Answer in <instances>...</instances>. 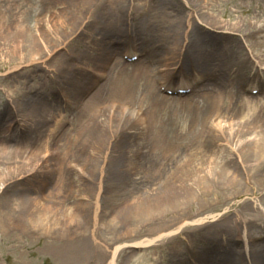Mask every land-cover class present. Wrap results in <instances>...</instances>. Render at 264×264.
<instances>
[{
    "label": "bare ground",
    "instance_id": "6f19581e",
    "mask_svg": "<svg viewBox=\"0 0 264 264\" xmlns=\"http://www.w3.org/2000/svg\"><path fill=\"white\" fill-rule=\"evenodd\" d=\"M3 1L0 0V3L2 4ZM186 1L185 3L191 5L190 2L194 0ZM35 2L38 9L43 10L42 8H44V16L40 20L36 18V22L32 27L27 23V16L30 10L37 11L34 5V8L29 7L19 12L21 7L18 4L14 5L15 7L8 4L10 6L6 9L0 4V59L6 57L10 64H15L10 69V75L19 73L21 68L18 67L28 69L39 67L40 64L49 66L60 56L58 54L60 50L66 49L72 42L77 41L78 37H83L89 32L93 22L91 18L97 17L96 12L92 13L91 7L93 8L96 3L107 6L105 2L99 0H35ZM140 2L143 5V10H147L148 6L149 10L145 13L149 12L156 16L144 15V12H140V9L136 8L137 6L130 5L128 0H114L105 19L101 17L104 20L103 30H106V33L104 41L95 38V47L92 51L93 53L96 51V53L93 58L87 56V51L82 49L79 54L73 53L74 57L68 59L69 62L77 60V64L73 65L76 68L78 60L86 61H82L84 64L83 70L87 72L86 75L80 83L71 85L69 94L70 97L74 95L83 99L87 93H93L90 96L91 98L89 97L90 101L83 105V108L87 109L84 110L83 116L86 115L85 123L87 125L94 123L93 129L101 127L98 130L103 128L107 132L108 138L105 142L107 148L106 155L102 159L103 164L99 168L100 157L104 151H101L102 148H100L99 142L93 141V139L91 141L90 134L88 138L80 140L78 136L76 138L73 136V131L65 129L61 132L57 143L54 141V137L51 138L50 134L55 131L56 127L54 125L61 120L63 111L50 113V119H48L46 113L45 119H48L47 121L52 125H48L41 132L33 129L32 131L29 130L30 121H28L27 115L16 114L12 116L9 119V128L11 126H24L29 133L25 130L22 137L24 141H18L15 148L19 150L15 149L11 152V150H5L6 147L0 144L1 187L10 189L15 183L14 186L24 183V178L36 179L39 178L38 176L41 178L38 183L42 187H46L47 183L56 182H54L52 189L45 192V195L23 194V197L18 196L12 201L10 199L9 206H11L13 217L10 218L11 223L8 226H1L0 221V231H6L8 235V233H11L10 230L16 229L23 232H32L43 237L59 232L67 237H76L72 233L76 229L74 224H78L77 228H83L87 225V233L93 244L102 251V259L98 260L99 262L103 264H117V262L118 264H129L132 258L127 257L124 253L128 252L134 255L138 252H147L149 249L156 250L160 243L183 232L182 230L187 225H201L199 239L201 243L196 246L199 247L200 254H196L194 251L188 253L189 264L195 262L197 264H264V195L261 193L258 197L252 196L255 194V189L252 186L246 188L242 183L252 182L254 177L257 178L258 175L262 177L264 174V95L245 96L246 94L241 90L242 84L245 82L244 71L247 66L252 65L253 62L255 64L259 62L261 66L264 65L260 47L262 41L253 42L254 40L249 39L247 42L238 41L242 44V50L246 49L248 52L243 56L240 49L233 50L235 47L223 49L222 53H213L211 47L220 36L229 39L230 36L237 37L240 34L237 28L228 31L230 36L218 32L206 36L198 33H188L193 24L197 26V31L201 28L214 27L215 31L225 33L218 26H214L218 22L217 20L213 22V15L208 12V9H211L209 7L215 6V0H204L203 4L196 2L192 7L194 10L189 8L187 20L184 24H182L181 18H177V16L171 18L166 12L155 9V4H152L153 1L140 0ZM71 12L75 15L70 16L69 13ZM198 13L202 16L199 22L196 20ZM69 17H71L70 21L68 20ZM137 18H139V21L133 23ZM192 20L194 23L191 24ZM211 22H213V25L210 24ZM7 23H14V28L6 27ZM131 24L132 29L131 26L125 28ZM11 32H17L18 36L9 37ZM131 34L135 37H130L129 44L127 38ZM117 36L120 37V40H113ZM245 36L247 35L245 34ZM27 38L28 40L24 42ZM232 38L231 40H233ZM105 40L109 41L106 43ZM16 41L17 43H15ZM137 41L138 51L146 53L144 57L141 54L142 58L140 57L134 64L117 59L119 47L122 46L121 49L127 51L131 49V46L135 49L134 46H136ZM194 46L198 50L196 53L193 49ZM125 54L128 53L125 52ZM195 54H205L206 59L202 60ZM233 55H235V58ZM104 60L111 65L106 66L109 68L106 74L105 72L102 73L106 65L103 63ZM73 66L69 64L64 68L61 67L60 74L62 75L65 72L70 74L75 71L76 68ZM129 67H132V70L130 73H126V71H129ZM232 73L235 77L230 79L227 84L225 81L223 83L222 80L228 78L227 75ZM95 77L98 80L104 77V82L98 84L97 80L96 90L91 91L93 84H95L93 83ZM159 82L163 86H167V90L172 89L170 85L189 88L191 94L183 97L166 96L159 90ZM155 84H158L159 88ZM174 89L176 88L172 90ZM7 94L10 96L8 92ZM103 100V103L94 107L95 102H102ZM29 103L35 106L39 101L32 99ZM17 106L22 108L21 102ZM96 109L103 111V113H99ZM147 110L153 114H150L148 119L145 117ZM159 111L169 112L171 119L178 115V112H182L184 122L180 124L181 129L179 132L181 133L179 135L189 132L193 135V138L191 137V141L187 142L189 144L185 145L187 153L180 154L179 152L176 153L179 149L178 145L173 146L175 143H171L173 141L170 138L162 137L159 142L160 147L161 142L168 145L165 149L167 152L164 156L159 157L157 161H153L151 157H148L152 160L146 164H154V167L158 168L159 175L178 162L180 158H184L183 163L190 161L187 170L182 173V175L186 173V182H182L174 188L169 187L167 192H163L155 199L148 197L147 193L144 199L143 195L139 198L133 197L131 201L134 202L130 205L136 208L134 209L135 213H132L135 216L123 214L124 216L119 217L105 211H101L98 215L100 211L98 204L100 205L101 201L103 202L102 197H104L101 196L103 189L101 180H103L107 170L104 166L109 159V152H114L117 146L116 143L125 139V136L122 137L120 133L121 130L134 136L141 133L140 131L144 128L147 129V125L154 129L151 126L152 121L155 126L153 131L159 132L162 127V125L160 128L157 127L156 116ZM109 132H111L110 135ZM82 134L84 135L83 132ZM99 134L101 132L96 135L99 136ZM71 137L75 139H72V143L74 141L73 145L81 146L80 151L82 153H79L76 149H70L68 140ZM214 138L219 139L212 141ZM49 143H52V145L50 146ZM85 143L88 144L83 148ZM58 145L64 147L65 151L58 158V162H55L57 157L54 151ZM170 146H173L174 149L168 150ZM25 149L30 151L25 153L27 152ZM4 151H8V153L2 154ZM226 152L227 154L224 155ZM37 154L39 157H37ZM142 155L148 154L142 152ZM94 157L98 160L97 168L93 171L96 177H91L92 174H89L91 171L86 172V174L90 175L88 177L91 180H97V186L100 187L98 191L94 190L96 196L91 197L88 193L90 187L83 183L78 173L84 176L83 173L87 171L85 166ZM186 157L188 158L186 159ZM80 159L83 163L82 167H77ZM23 172H26V174ZM72 172L79 176L77 181L72 179ZM251 172L253 173L251 174ZM53 173L55 179L49 177ZM137 174L138 171L135 175ZM14 175L16 177H12ZM129 175V172L126 175L123 171L122 177L129 181H125L117 187L119 193H122V195H119L121 200L127 197L125 192L130 193L138 189L140 190L139 193L146 191L147 185L156 179V173L153 171L143 178H137L138 176L133 178ZM244 175L246 176L244 177ZM216 177L222 183L218 188L225 189L222 193L226 196V199L237 197L245 191L250 196L246 200L240 201L239 206L227 211L228 213L221 220L217 219L220 215L218 213V215L206 214L205 217L195 216L193 219H188L186 223L175 221L167 228L156 229L155 227L154 230L157 231L155 235H151L155 237L142 240L137 237L136 241L132 243L114 242L115 239L108 237L101 240L96 236L98 220L99 218L104 219L105 215L108 217V231L113 232L117 230V228H114L117 226V218L134 219L133 224L138 223L139 219H145L141 223L143 225L150 221L148 216L154 213L160 216L164 215L169 209L178 210L180 207L182 209L183 206H191L194 201L200 200L195 193L191 192V187H194V192H202V195H206L215 190V186L212 187L210 181L215 180ZM32 179H27L25 182L30 184L33 182ZM45 180L48 182H45ZM80 187H84V193L79 190ZM66 192L73 194L72 198L79 196H82V198L71 203L70 206L62 205V197ZM219 194L217 191L213 195L217 198V201H219ZM81 200H87L88 203L80 202ZM142 202L146 205L142 206ZM85 205L89 206V210H85ZM23 215H25L24 219ZM86 217L91 219L90 222L86 220ZM15 218L16 221H14ZM207 219L215 223L210 222L203 226L208 222ZM138 227L140 226L138 225ZM74 232L76 233L77 230ZM128 248L130 251L127 250ZM96 255H98L97 252L94 253L95 257L93 258H96ZM143 259L142 257L139 261ZM185 261L186 259L178 264H188ZM141 263L145 264L143 261Z\"/></svg>",
    "mask_w": 264,
    "mask_h": 264
},
{
    "label": "rangeland",
    "instance_id": "374dc122",
    "mask_svg": "<svg viewBox=\"0 0 264 264\" xmlns=\"http://www.w3.org/2000/svg\"><path fill=\"white\" fill-rule=\"evenodd\" d=\"M99 1L105 2L107 6L105 7L101 3H96L93 8L91 7V10L93 11L92 13L96 12V16L98 18L95 16L94 17L91 16L93 22L91 23L89 32L86 33L83 37L82 36L78 37L77 41L72 42V44L68 45L66 49L60 50L58 52L60 56H58L52 63H50L49 66L40 64L39 67L38 66L36 68L30 67L28 69L18 67L21 68L20 72L16 73L15 75H10V69L14 67L15 64H10V61L6 57L0 59V112H2L0 114V144L3 147H6L5 150H11V152H13L15 149L19 150L15 148L17 147L18 141L19 140L24 141L19 134V130H21L23 134L25 133V130L28 132V130L24 126H23L24 128L23 130H22V126L20 127L11 126V128H9V124H10L9 119L12 116L16 114L27 115V117L29 118V120L28 118L27 120L30 121V124H32V125L29 124V130L32 131L33 129L36 130L37 132H41L44 129H46L48 125H52V123L50 124L47 121L48 119H50L49 117L50 113L52 114L54 112L63 111L62 113L63 116L61 120H59L58 124H55L54 127L59 125L62 131L65 129L69 131L71 130L73 131V136L75 138L78 136L79 137L78 139L80 140H84L88 138L90 134L91 141L93 139V141L99 142L101 146L100 148H102L101 151H104L100 157L99 168L103 164L102 159L104 155H106L105 151L107 148V146L105 145L106 139L108 138L107 132L104 131L103 128L101 130H98L101 127H97V129H93L94 123L93 124L90 123L91 125H87V123H85L86 115L85 117L83 116L84 110H87L85 107L83 108V105L84 103L86 104V102L88 103V101H90L91 98L90 96L93 93H89V94L87 93L85 95V98L83 99H80L74 95L70 97L69 94L70 93L69 89L71 88V85L73 83L74 84L80 83L81 79L86 75L87 72L83 70L84 64L82 63V61L83 62L86 61L78 60L77 68L73 66L77 64L76 59L70 62L68 61V59L74 57L73 53L79 54V51L82 49H85L87 51V56L93 58V56L96 53V51L94 53L92 51V49L95 47V38L98 39L99 41H104V35L106 33L105 32L106 30L105 31L103 30V27L105 26L103 19H105L106 14L110 11L111 3L114 0H99ZM147 1L149 2L153 1L152 4H155L154 6L155 9L161 12L162 11L166 12V14L170 15L171 18H173V16L174 17L177 16V18H181L182 24H184L185 21L187 20L186 17L187 14L189 13V8L193 9L192 7L196 4V2L203 4L204 0H197V1L194 0L195 2L194 1L190 2L192 6L189 5L188 3H185L187 2L186 0H147ZM128 3L132 6L133 5L137 6L136 8H139L140 12H144V15H148L151 17L156 16V15H152V13L149 12L145 13L147 10H149L148 6H147V10H143L142 9L143 5H141L140 0L139 1L128 0ZM214 3L215 6L209 7L211 9H208L209 11L208 10L207 11L213 15L212 21L214 22V20H217L218 22V24H214V26H218L219 28L224 30L225 33H223L222 31H215L214 27L204 28V29L201 28L200 30L197 31L198 28H196L197 26H195L194 24L192 25V28L188 30V33L189 34L198 33L200 35L206 36V35H214L218 32L220 34H227V36H230L228 31L230 29L234 30L235 28H237V30L240 31L239 34L240 37L230 36L231 38L233 37L232 38L233 40H231V38L228 39L220 36L217 40H215V43L211 47L213 53L215 52L222 53L223 49H229V47H235L233 50L237 51L240 49L241 55L242 56L246 55L248 54V52L246 51V49L242 50L243 48L242 44L239 43L238 41L247 42V40L249 39V40H254L253 42L262 41L260 47H261L262 58H264V36H263L264 35V0H215ZM8 4H10L13 7H15L14 5L18 4V6L21 7L19 12H21L24 9H28L29 7L32 8L33 5L37 8L36 12L31 10L28 12L27 23L30 24V27H32L35 24L36 18L40 20V18L44 16L43 13L44 8H42L43 10H40V8L38 9V5L35 2V0H4L1 5L4 6V8L6 9L10 6ZM87 4L89 5L88 2ZM69 15L72 16L75 15V13L71 12L69 13ZM101 17H103V19ZM44 18L48 20V18L46 17ZM70 19L71 17L68 18L69 21ZM200 19H202V16L200 13H198L196 20L199 22ZM138 21L139 18L135 19L133 23H137ZM213 22H211L210 24L213 25ZM192 23H194V21L191 22V24ZM7 24L8 25L6 27L14 28V23L12 24L7 23ZM130 26L132 29V24L126 26L125 28L127 29ZM123 31L125 30L123 29ZM244 32L247 36H245ZM10 34L11 36L9 37L11 38L18 36L17 32H11ZM130 37H135V36L133 34L129 35L127 38L128 43ZM261 37L263 38L261 39ZM115 39L120 40V37L117 36L116 38H113V40ZM181 39L183 40V37ZM27 40L28 38L25 39L24 42H26ZM108 41L109 40H105L106 43ZM15 43H17V41ZM121 48L122 46L118 48V57H117L118 60H123L121 58V55L122 53L125 52V50ZM193 49L195 53L198 52L195 46L193 47ZM131 50L132 48L129 49V51ZM195 55L196 56L198 55L202 60L206 59L205 54H200V55L195 54ZM233 56L235 58V55ZM103 63H105L106 65L102 73L104 74L105 72L106 74L108 73V69H109L106 66L107 65L111 66V65L108 64V62H105V60ZM69 64H72V66L76 68L75 71L71 72L70 74L65 72L61 75L60 68L61 67L64 68ZM241 65L243 64L241 63ZM128 70L129 71H126V73H130L132 67H129ZM103 78L104 77L99 78L98 80L97 77H95L93 82L95 84H93L91 91L93 89L96 90L95 85L97 84V80H98V84L104 82ZM224 81L227 84L228 79L226 78L225 80H222L223 83ZM155 86L159 88L158 85L155 84ZM261 86L264 87V84ZM7 92L9 93L10 96H8ZM18 94L20 97L18 96ZM32 99L39 101V103L36 104L35 106H32L29 103ZM20 102L22 108L17 106ZM103 102L104 100L102 102L99 101L95 102L94 107L96 105H100ZM98 112L103 113V111H99V110ZM46 113H47V117H49L47 120L45 119ZM179 113L180 112H178L177 113L178 115L174 116L171 119V115L169 112L159 111L158 115L156 116L157 127L160 128L162 125L161 130L159 132L153 131L155 129V126L152 121H151V126L154 129H152L150 126L147 125L148 127L147 129L144 128L142 131H140L141 133L134 136L128 135V132L121 130L120 133L122 137L125 136V139H122L121 141H118V143H116L117 144L116 149L114 150V152H109L108 155L109 159L108 161H106V164L104 166V168L107 169L105 172V176L103 177V180H101L103 182L102 184L103 189L101 192V196L104 197H102L103 202L101 201V204L100 205L98 204L100 209L98 215H100L101 211L103 212L105 211L106 213L108 214L110 213L111 215L113 214L118 215L119 217L124 216L123 214L130 215L132 213H135L134 209H136L135 207H131L130 205L134 202L131 201L133 197L139 198V196L143 195V199H144V196L147 193L146 195L148 197L155 199L159 197L163 192L164 193L167 192L169 187L174 188L177 187L182 182H186L185 181L186 173L183 175L182 173L185 172V170H187L190 161L183 163L184 158H180L178 162H176L168 170L161 172L159 175H158V168L154 167V164L153 165L146 164L152 159L153 161H157L159 157L164 156L165 153L167 152L165 151V149L167 148L168 145H165L161 142V147H160L159 142L161 141L160 139H162V137L170 138V140L173 141L171 143H175L173 146L176 145L179 146V149L177 150L176 153L178 152L180 154L187 153L185 149V145L189 144L187 142L189 140L191 141L193 135H191L189 132H188L189 134L188 133L181 134L182 136L179 135V133H181L179 132V130L181 129L180 124H183L184 122L183 113L182 112L180 114ZM150 114L153 115L151 111L149 113L147 110L145 117L147 119L150 118L149 117ZM82 127L85 128L83 129ZM201 128L204 129L203 127ZM148 130L152 133L150 134ZM9 131L10 133L7 134ZM80 132L81 134H79ZM82 132L84 133V135L82 134ZM98 132H101L99 136L96 135ZM110 134L111 132H109V135ZM50 136L51 138L54 137L51 134ZM59 137L60 136L58 135L55 138L54 141L56 143ZM181 138H183V140H181ZM72 139L73 137H71V139L68 140L70 149H76V151L82 153L80 151L81 146L77 147L73 145L74 141L72 143ZM218 139L214 138L212 139V141H217ZM87 144L88 143H85V146L83 148H85ZM49 145L51 146L52 143H49ZM173 146H170L168 150L174 149ZM26 150L27 149H25V151ZM28 151L30 150H27V152L25 153H28ZM64 151H65L64 147L58 145V147H56L54 152L56 154L59 153L62 156ZM142 152H145L148 155H142ZM7 153L8 151L2 152V154H7ZM225 154H227V152L224 153V155ZM177 156H179V154H177ZM37 157H39L38 154ZM148 157H151L152 159ZM187 158L188 157H186V159ZM97 162L98 160H96L95 157L92 158L90 162H88L87 165L85 166V170L87 171L83 173L84 176H81V174L78 173L83 183L86 184V186L90 187L88 193L89 196L91 197L94 195L96 196L95 191H98L100 187L97 186L98 183L97 180L95 181V179L91 180L89 178L91 174H92L91 177L93 178L94 176L96 177V174L94 175L93 171H95V168H97ZM77 164H78L77 167L78 166L82 167L81 166L83 164L82 160L80 159ZM177 164L180 165L178 166ZM123 171H125L126 175L129 172L131 177L133 178L134 176L135 177L138 176L137 178H143L146 174H151L153 171L156 173V177H155L156 179H154V181L150 182L147 185V189H146L147 192L144 190L143 192L139 193L140 191L139 189L137 191L133 190L130 193L125 192L127 193L128 198L125 197V199L121 200V197L119 195H122V193H119V188L117 187L122 185L123 182L129 181L128 179H124L122 177ZM137 171L138 174L135 175ZM75 172H72L71 175H72V179L77 181L79 176L75 174ZM86 172H90L89 173L90 175L86 174ZM23 173L26 174V172ZM252 173L253 172H251V174ZM25 174H21V175L26 176ZM245 176L246 175H244V177ZM12 177H16V176L14 175ZM38 177L39 178L36 179H32L30 177L24 178L23 180L24 183L18 186L17 185L14 186L16 184L15 183L11 186L10 189L1 187L2 183L0 182L1 183L0 189H2L0 192V218L2 217V219L0 220L1 226H8L11 223L10 218L13 217V212L11 206H9L10 199L12 201V199L18 196L23 197V194L24 195L32 194L33 196L38 194L45 195V192L49 189H52L54 182H56L53 181L52 183L49 184L47 183L46 187H42L38 183V181L41 178L40 176ZM49 177L51 179H55L54 173L52 174V176L49 175ZM27 179L28 180L32 179L33 182H31L30 184L25 182ZM253 179L254 180L252 182L249 183L242 182V183L246 188H250L252 186V188L255 189V194L252 196L258 197L259 194L261 193L262 195H264V174L262 175V177L258 175L257 178L254 177ZM45 182L48 181L45 180ZM210 182L212 184V187L215 186V190L213 192L207 193L206 195H202V192L199 193L194 192V187H191V192L195 193V195H197L198 198L200 199L194 201L193 205L183 206L182 209L180 207L178 210L169 209L164 213V215H160V216L156 215L157 213H154L151 216H148V219H150V221L144 223L143 225H141V223H143L145 219H139L140 221L138 223L133 224L135 222L134 219L127 220L126 218L124 219L117 218L116 219L117 226L114 227L117 228V230L110 232L108 231L109 225L107 224L108 217L107 215H105L104 219L99 218L98 220L96 236L101 240L106 237L110 239L113 238V240L115 239L114 242H119V243H121L122 241L127 243H132L136 241L135 239H137V237H140V240L150 239L152 237H155V236H151V235H155L157 231L154 230L155 227L156 229L167 228L168 225L171 226L172 224L175 223V221H179V222L182 221L186 223L188 219H193L195 216L205 217L206 214L218 215V213H220V215L217 219L221 220V218L226 216V213H228L227 211H231L236 206L240 205L239 203L240 201L246 200L247 198L250 197L247 194V191L243 190L245 192L242 194L240 193L239 196L226 199V196L223 195L222 193L225 191V189L218 188L219 185L222 183L217 180V177L215 178V180ZM86 188L88 189V187ZM79 190H81V192L83 193L85 191L84 187H80ZM217 191L220 193L218 196L219 201H217V198L213 196ZM251 192L253 193V191ZM72 195L73 194L66 192L62 197L63 198L62 205L65 204L66 206H70L71 203L75 202L76 200L78 201V199L82 198V196L72 198L71 197ZM80 202L88 203L87 200H83V201L81 200ZM142 203H143L142 206L146 205V203L144 202ZM85 210H89L88 205H85ZM132 215L135 216V214ZM24 216L25 215H23V219ZM16 220L17 219L15 218L14 221ZM86 220L90 222L91 219L86 217ZM207 221L208 222L203 224V226H205L210 222H214L211 221L210 219H207ZM136 224H138L140 227H138V225ZM77 225H78L77 223L74 224V226H76V229H74V231L77 230V232L75 233L74 231H72L73 236L76 237H67L64 234H60L59 232L46 235L43 237V236H39L38 234L36 235L32 232L31 233L28 231L23 232L21 230H16V229L13 231L10 230L11 233H8V235L6 231L5 232L0 231V264H103L98 261L102 259L101 256L102 251L93 244L92 239L89 237V234L87 233V225L84 226L83 228L80 227L77 228ZM201 228H202L201 225H197V226L187 225L182 230L183 232L179 233L176 236L167 238L166 240H164V242L159 244L160 247L157 246L156 250L149 249V251L147 252L144 253L138 252L134 255L128 252L124 254H126L127 257L132 258V261L131 262L129 261V264H143L141 263V261H143L145 264H178L180 262L182 263L185 259H186L185 263L189 264L188 253L194 251V253L196 252V254H200V249L199 247L196 246H199V244L201 243V241H199L201 236L200 233ZM79 235L81 236L79 237ZM117 236L120 237L116 238ZM194 248H198V249H194ZM74 250H75V254H74ZM127 250L130 251L129 248ZM95 252H97L98 255H96V258H93L95 257L94 256ZM142 257L144 259L139 261V259ZM155 260L157 261L156 263Z\"/></svg>",
    "mask_w": 264,
    "mask_h": 264
}]
</instances>
